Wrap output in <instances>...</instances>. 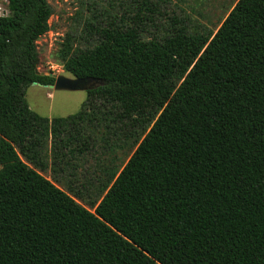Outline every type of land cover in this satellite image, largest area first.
Segmentation results:
<instances>
[{"label":"trees","instance_id":"16d2710c","mask_svg":"<svg viewBox=\"0 0 264 264\" xmlns=\"http://www.w3.org/2000/svg\"><path fill=\"white\" fill-rule=\"evenodd\" d=\"M157 14L153 1L134 0L121 16L88 22L85 36L66 34L63 69L104 84L87 91L77 114L50 119L26 94L56 81L38 74L53 9L8 0L0 264H264V0H238L216 30L171 17L148 39ZM98 115L115 138L102 139L97 200L87 208L81 192L44 173L83 158L82 124ZM125 146L130 155L116 154Z\"/></svg>","mask_w":264,"mask_h":264},{"label":"rangeland","instance_id":"374dc122","mask_svg":"<svg viewBox=\"0 0 264 264\" xmlns=\"http://www.w3.org/2000/svg\"><path fill=\"white\" fill-rule=\"evenodd\" d=\"M134 0H48L53 9L50 19L51 31L38 41L40 63L39 72L52 74L55 77H74L66 72L57 59V50L66 34L76 37L85 36L88 22L106 20L109 14L121 16ZM140 1V0H136ZM157 4L160 14L156 15L159 28L151 27L146 35L148 39L162 36L171 17L178 18L186 23L192 31L207 29L216 30L229 14L238 0H150ZM8 14V0H0V17ZM26 99L30 108L41 116L50 119L68 117L77 114L83 103L87 100V91H56L50 88L32 84L27 88ZM101 115L92 121L82 124L83 137L90 138V150L78 162L73 160V166L65 173H52L44 175L64 191L74 190L81 192L78 202L85 207L96 201L97 179L102 172L96 163L103 157V137L109 136L111 142L114 138L100 121ZM118 124H112L111 129ZM119 156L130 155L128 147L115 149ZM128 157H126V160ZM78 163V167L75 166ZM74 172V173H72ZM85 184L87 188H82ZM94 185V186H93ZM89 186V187H88ZM93 211V210H92Z\"/></svg>","mask_w":264,"mask_h":264},{"label":"water","instance_id":"95a60500","mask_svg":"<svg viewBox=\"0 0 264 264\" xmlns=\"http://www.w3.org/2000/svg\"><path fill=\"white\" fill-rule=\"evenodd\" d=\"M38 74H43L38 71ZM56 81L53 85H43L38 82H34V85L50 88L56 91L66 90V91H89L91 89L97 88L98 86L103 85L104 83L100 80L96 79H79L76 77H66V76H58L55 77Z\"/></svg>","mask_w":264,"mask_h":264}]
</instances>
